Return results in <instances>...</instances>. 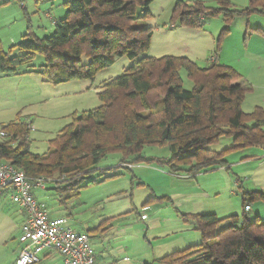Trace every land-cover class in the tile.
Here are the masks:
<instances>
[{
	"label": "trees",
	"instance_id": "obj_1",
	"mask_svg": "<svg viewBox=\"0 0 264 264\" xmlns=\"http://www.w3.org/2000/svg\"><path fill=\"white\" fill-rule=\"evenodd\" d=\"M151 1L66 0L67 15L55 22L53 34L35 39L28 32L15 45L24 54L11 55L13 47L7 52L0 40L2 72L18 73L23 66L30 67L37 54H42L46 62L35 72L54 84L74 79L93 80L100 69L114 63L115 55L134 62L123 74L104 82L99 93L102 104L75 114L43 154L29 149L30 122L17 119L2 125L0 128L11 136L0 143V163H11L33 180L43 177L55 183L56 193L65 204L78 198L83 187L98 182L96 177L83 184L93 171L100 170L99 162L113 153L121 154V162L128 164L133 163L131 158L137 162L145 160L139 155L146 145H168L171 149L169 170L185 178L194 177L211 166L226 165L224 152L209 149L223 135L234 136L233 148L264 147V108L256 106L252 112L244 111L243 103L250 88L235 68L218 60L202 67L188 57L145 55L151 47L153 28L133 22L141 18L137 7H147ZM220 3L223 7L211 8L200 1L191 4L177 0L174 18L182 25L198 28L204 16L216 15L222 10L227 23L240 15L264 13V0H251L250 8L242 10L232 8L228 0ZM229 28L227 25L222 30L218 49ZM257 31L264 34L261 29ZM85 57L88 62L84 61ZM181 70L193 81L192 88L183 85ZM105 174L108 173L105 171L102 175ZM6 193L9 195L8 190L2 195ZM255 199L264 201V190L244 195L243 215L230 216V225L218 230L223 222L218 215L189 214L202 233V244L165 255L161 261L165 264H177L179 260L181 264H264V221L260 217L250 219L246 210ZM170 201L166 197V202ZM147 204L149 200L144 206ZM176 210L182 219L187 217ZM89 231L95 233L94 229ZM43 258L36 264H41Z\"/></svg>",
	"mask_w": 264,
	"mask_h": 264
},
{
	"label": "rangeland",
	"instance_id": "obj_2",
	"mask_svg": "<svg viewBox=\"0 0 264 264\" xmlns=\"http://www.w3.org/2000/svg\"><path fill=\"white\" fill-rule=\"evenodd\" d=\"M184 1L191 4L200 1L211 8L223 7L220 0ZM228 1L232 8L240 10L250 8L251 5V0ZM65 2L0 0V40L3 48L9 52L13 47L11 55H22L25 51L15 45L25 38L26 33L31 32L35 39L53 34L55 22L67 15ZM176 2L152 0L147 7H137V15L141 18L133 23L153 28L151 47L145 55L188 57L202 67L207 66L214 55L219 60L224 57L222 64L228 63L235 68L242 74L243 83L250 88L243 103L244 111L252 112L256 106L264 108V35L257 31H264V13L240 15L227 23L225 11L222 10L216 15L204 16L202 26L195 28L182 25L179 19L174 18ZM227 25L230 32L218 49L217 40ZM84 61L89 60L85 57ZM45 62V56L37 54L32 65L23 66L18 73L7 74L0 70V127L17 119L30 122L32 129L29 149L38 154L50 148V142L73 121L75 114L99 107L102 104L99 93L104 82L120 76L134 63L125 56L115 55L114 63L100 69L93 80L74 79L54 84L35 72ZM181 76L183 85L192 88L193 81L188 78L185 70H181ZM233 146L232 134L223 135L210 144L211 151L225 153L226 165L200 170L196 176L191 177L194 180L192 186H167L169 179L161 175L173 174L168 164L170 147L146 145L139 155L146 161L137 162L131 158L134 164H127L121 162L122 156L119 153L103 158L97 166L100 170L93 171L83 184L96 177L98 182L83 187L78 198L65 204L56 193L53 182L45 181V188L35 186L33 191L51 214L67 217L74 229L92 235L101 263H107L110 254L117 256L109 248V241L113 234L122 232L128 242L133 244V251L137 253L140 264H165L161 261L165 255L196 247L203 242L202 233L196 229L189 214L218 215L223 219L218 230L230 225V216L243 215L244 195L264 190V147L238 149ZM101 170L102 174L105 171L108 174L102 175ZM108 176V179L103 180ZM173 191H202L210 195L183 197V205L176 204L175 208L187 214L185 219L170 205L171 215H177L181 220L173 223L174 228L169 235H164L163 230L145 231L147 220H141L138 214L143 210L145 202L149 200L152 209L162 208L167 206L166 197H170L168 193ZM6 194L0 196V264H15L22 245L19 241L22 227L19 222L23 216L19 206ZM168 212L158 210L155 213L164 217L170 214ZM147 213L153 214L152 210ZM247 216L250 219L260 217L264 221V201H251ZM95 227L100 228V236L89 231ZM120 257H117V261H120ZM181 262L179 260L177 264ZM41 264L64 262L60 256L54 255Z\"/></svg>",
	"mask_w": 264,
	"mask_h": 264
},
{
	"label": "built area",
	"instance_id": "obj_3",
	"mask_svg": "<svg viewBox=\"0 0 264 264\" xmlns=\"http://www.w3.org/2000/svg\"><path fill=\"white\" fill-rule=\"evenodd\" d=\"M11 134L0 128V143ZM45 179L29 178L9 162L0 163V195L5 190L26 214L19 241L23 247L16 264H36L44 255L56 253L64 264H98L93 238L76 231L65 217H51L44 204L36 198L33 188H45ZM250 206L246 207L249 210ZM142 219L147 214L141 215Z\"/></svg>",
	"mask_w": 264,
	"mask_h": 264
},
{
	"label": "crops",
	"instance_id": "obj_4",
	"mask_svg": "<svg viewBox=\"0 0 264 264\" xmlns=\"http://www.w3.org/2000/svg\"><path fill=\"white\" fill-rule=\"evenodd\" d=\"M223 58L224 57H221L222 61L224 60ZM216 60H218L222 64V61L219 60V58L216 55H214L211 58L210 62H213V61H216ZM161 176L169 179V181L166 183L167 186L169 184H172V185L188 184V185H191V186L194 184V180H192L191 177L190 178H186V177L183 178L182 176H176V175H173V174H171L169 176H166V175L162 174ZM141 184H143V183H141ZM202 194L210 195L208 192H202V191H198V192H194V191H191V192L173 191V192L168 193V195H170V197H171L170 198L171 201L167 202V206L165 205L162 208H156L155 207L154 209H152L151 205L147 204L146 206H144L143 210L140 213H138L140 215V218H141L142 214H147V218L146 219H142L141 218V220H147L146 221L147 228H146L145 231H148V230L152 229V230H160V232H161L163 230V234L164 235H169L171 233V230L174 228V224L173 223L181 220V218L179 216L171 215L172 212H170V210H169L170 205H171V207L175 208L176 204L177 205H183V200H182L183 197H185V196L202 195ZM6 195H8V194H6ZM20 210L22 211V216H23L22 221L19 222V225L21 227L22 224L25 222L26 214H25V212L22 209H20ZM149 210L150 211L152 210L153 214L152 213L148 214L147 211H149ZM158 210H162V211H165V212L169 211L168 213H170V214L167 215V216L162 217L161 215H158V214L155 213ZM51 216L58 217V215L56 216V215H53V214H51ZM138 220H139V218H138ZM93 229L95 230V233L100 236V228L95 227ZM94 246H95V244H94ZM109 248H112V251L117 256L115 257L114 254H110V256L106 260L107 263H101L100 262V255L98 253L97 248L95 247L96 254H97V263L98 264H140L141 263V261H139L138 258H137V253L135 251H133L135 249L133 244L128 242V239L125 238V236L122 234V232L118 233V235H115V234L112 235L111 240L109 241ZM54 255H56V254H48L45 258H43V260H46L48 258L51 259ZM118 256L122 257V258L120 257L121 258V259H119L120 261H117L118 260L117 259ZM12 260H13V256H12ZM121 260H123V261H121Z\"/></svg>",
	"mask_w": 264,
	"mask_h": 264
}]
</instances>
